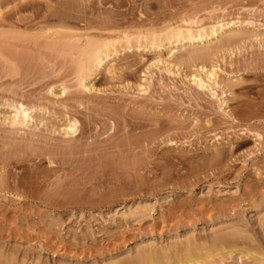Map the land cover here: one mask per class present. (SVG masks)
Instances as JSON below:
<instances>
[{
  "label": "rangeland",
  "instance_id": "1",
  "mask_svg": "<svg viewBox=\"0 0 264 264\" xmlns=\"http://www.w3.org/2000/svg\"><path fill=\"white\" fill-rule=\"evenodd\" d=\"M0 3V262L264 264V0Z\"/></svg>",
  "mask_w": 264,
  "mask_h": 264
},
{
  "label": "bare ground",
  "instance_id": "2",
  "mask_svg": "<svg viewBox=\"0 0 264 264\" xmlns=\"http://www.w3.org/2000/svg\"><path fill=\"white\" fill-rule=\"evenodd\" d=\"M1 4V3H0ZM23 4V3H22ZM106 25V24H105ZM175 27V26H174ZM177 27V26H176ZM218 27V26H217ZM221 27H223V26H221ZM242 28V27H241ZM169 29V28H168ZM172 29H174V28H172ZM217 29V28H216ZM216 29H214L215 31H214V33H216L218 30H216ZM222 29V28H221ZM231 29V28H230ZM252 29H254V28H252ZM171 30V29H170ZM198 30V29H197ZM201 30H203V29H201ZM201 30L198 32V35L195 33V35H194V33H192L193 31L190 29V28H188V27H184V28H181V26H180V28H177V30H173V31H168V34L169 33H171V35H167V34H165L164 32V35H167L168 36V41H169V39H170V36H172L173 35V38L172 39H175V38H177L176 40L179 42V43H181L182 41L179 39L181 36H182V40H186V42H187V40H189V41H192V40H195V39H197V38H203V35H202V33H201ZM212 30V29H211ZM227 30V29H226ZM192 31V32H191ZM230 31H232V30H230ZM229 31V32H230ZM244 31V30H243ZM242 31V32H243ZM259 31V30H258ZM262 31V30H261ZM195 32V31H194ZM197 32V31H196ZM211 32V31H210ZM238 32H240V31H238ZM237 32V33H238ZM242 32H240L241 34H242ZM162 33V32H161ZM160 33V34H161ZM162 33V34H163ZM214 33H212V34H214ZM237 33H236V35H237ZM250 33H251V31H250ZM255 33H256V30H255ZM260 33V32H259ZM155 34H156V32H155ZM160 34L158 35V37L160 36ZM204 34V33H203ZM225 34H227V32L225 33ZM234 34V36H236L235 35V32H233L232 34H230V35H233ZM243 34H245L244 32H243ZM246 34H248V33H246ZM258 34V33H257ZM157 35V34H156ZM205 35V34H204ZM229 35V34H228ZM249 36H250V34H248ZM261 36L262 35H264V33L262 34H260ZM129 36V35H128ZM146 36V35H145ZM145 36H142L143 38L145 37ZM166 36V37H167ZM205 36H207V34L205 35ZM233 36V37H234ZM237 36H239V35H237ZM251 36H253V35H251ZM255 36H258V35H255ZM141 36H140V38H142ZM150 37V39H149V41L151 42V43H149L150 45H152V47H153V45H155L156 46V44L158 45V47H159V42L161 41H157L159 38H157V37H154L153 36V34H152V36L150 35V36H148V38ZM164 37V36H163ZM175 37V38H174ZM221 37V36H220ZM230 37H232V36H230ZM229 37V38H230ZM72 38H74V40L73 41H75V43H76V45L75 44H73V45H75V46H78V47H82L81 49H85V48H87V50H86V57H84L85 58V60L83 61H81V73L82 74H84L83 76L85 77V74L86 73H88V72H90V71H92L93 69H94V67H96L97 68V66H100L101 64H103V61L106 59V60H108V58L112 55V53H113V51L115 50V49H110V48H112V47H114V45H115V43H111V42H109V41H107V42H101V43H99L98 41V43H91V42H87V41H84V40H82V41H80L81 40V38L79 37V36H73ZM90 38V37H89ZM137 38H139V36L137 37ZM142 38V39H143ZM148 38H147V40H148ZM157 38V39H156ZM161 38V37H160ZM165 38V37H164ZM228 38V39H229ZM70 39H71V36H70ZM69 39V40H70ZM103 39V38H102ZM145 39V38H144ZM101 40V39H100ZM108 40V39H107ZM129 40V37H128V39H127V41ZM138 40V39H137ZM162 40H164V39H162ZM165 40H167V39H165ZM254 40V39H253ZM72 41V42H73ZM118 41V40H117ZM130 41V40H129ZM143 41V40H142ZM158 43H157V42ZM230 41V40H229ZM94 42V41H93ZM113 42V41H112ZM164 42V41H163ZM176 42V41H175ZM227 42V41H226ZM184 43V42H183ZM228 43V42H227ZM161 45H162V43H160ZM184 44H186V43H184ZM160 45V46H161ZM165 45V44H164ZM163 45V46H164ZM256 45V44H255ZM180 46V45H179ZM84 47V48H83ZM183 47V46H182ZM115 48V47H114ZM113 50V51H112ZM238 50V49H237ZM14 51V50H13ZM85 51V50H84ZM173 51V50H172ZM197 51V50H196ZM203 51H204V49H203ZM202 51V52H203ZM82 52H83V50H82ZM171 52V51H170ZM193 52V51H192ZM198 53V52H196V54H193L194 55V57L196 58V57H199V58H202V59H204V57L206 58V56L207 55H209V52L207 53V52H204V53ZM8 53V52H7ZM194 53V52H193ZM198 53V54H197ZM17 54V53H16ZM192 54V53H191ZM15 58V57H14ZM110 58H112V57H110ZM194 58V59H195ZM189 59V58H188ZM197 59V58H196ZM193 60V59H192ZM95 72V71H94ZM81 73H79V74H81ZM210 74L212 75V74H214V72L212 73V71L210 72ZM87 75V74H86ZM90 75V74H89ZM84 77H81L82 79H81V81L82 80H84L83 78ZM90 77V76H89ZM79 78V77H78ZM87 78V77H86ZM80 81V82H81ZM237 83V82H236ZM82 84H84L85 85V83L83 82ZM87 84V83H86ZM51 88V87H50ZM5 101V100H4ZM11 105V107H12V112L11 113H9L8 115H6V116H4L5 117V120L4 121H7V123H8V125L10 124L11 126H17V127H20V126H22V127H27L28 126V124H29V121H32L33 120V111H31V109L32 108H30L29 106V108L27 107V106H25L24 104H22V103H18V104H10ZM34 107V106H33ZM34 109V108H33ZM35 111V110H34ZM36 112V111H35ZM35 122V121H34ZM4 124V123H3ZM63 130H64V132L67 134V135H69V134H73V133H75V131H76V122L74 121V122H69L64 128H63ZM64 133V134H65ZM65 134V135H66ZM71 138V137H70ZM192 230V229H191ZM220 240V239H219ZM221 241H223V239H221ZM220 242V241H219ZM188 243V242H187ZM182 244V243H181ZM213 244V243H212ZM224 245L225 244H223V247H224ZM171 246V245H170ZM189 246V245H188ZM245 246V245H244ZM153 247V246H152ZM214 247V246H213ZM215 248V247H214ZM238 248V247H237ZM174 249V248H173ZM216 249H219L220 250V248H216ZM242 249V248H241ZM190 249L189 248H187L185 251H186V256L183 258L184 260H181V262L183 261V262H188V263H192V264H194L195 262H197L198 261V259H199V255H198V257H195V255L191 252V251H189ZM236 250V249H235ZM251 250V249H250ZM185 251H183L182 250V252H185ZM209 251V250H208ZM232 251H234V249H232V248H228V249H226L225 250V248H224V250L222 249L221 251H218V253L216 252V254H225V253H232ZM244 251V250H243ZM149 252V251H148ZM146 253V252H145ZM154 253V252H153ZM153 253H152V257H153ZM159 253V252H158ZM161 253V252H160ZM177 253H179V252H177ZM200 253V252H199ZM239 253H241V252H239ZM246 253H249V251H247ZM255 253V252H254ZM181 254V253H180ZM196 254V253H195ZM207 254V253H206ZM250 254H251V252H250ZM264 254V253H263ZM262 254V255H263ZM146 256H148V257H150L149 255H151V254H145ZM164 255V254H163ZM210 255V254H209ZM213 255H214V253H213ZM257 255H259V254H257ZM145 256V257H146ZM174 256V255H173ZM175 256H178V255H176L175 254ZM202 256V255H201ZM211 256V255H210ZM5 257V256H4ZM140 257V256H139ZM144 257V258H145ZM151 257V258H152ZM160 257V256H159ZM205 257V256H204ZM258 257H260V256H258ZM262 257V256H261ZM151 258H149L150 260H151ZM158 257H156V259H157ZM179 258H181L182 259V257H179ZM178 258V259H179ZM207 258V257H206ZM159 259V258H158ZM156 260V263L158 264L159 263V261H164V260H166V262L167 263H169L168 261L170 260L172 263H169V264H181V262L178 260H175L174 261V259H173V257L172 258H170V256H169V254H168V256H163V258L162 257H160V259L159 260ZM163 259V260H162ZM173 259V260H172ZM212 259V258H211ZM168 260V261H167ZM204 260V259H203ZM202 260V261H203ZM139 261V260H138ZM152 261V260H151ZM2 262V261H1ZM0 262V264H3V262L1 263ZM10 262H12V261H10ZM212 262V261H211ZM5 263H6V261H5ZM144 263V262H143ZM161 263V262H160ZM167 263H162V264H167ZM199 263V262H198ZM7 264H8V262H7ZM116 264H117V262H116ZM142 264V263H141Z\"/></svg>",
  "mask_w": 264,
  "mask_h": 264
}]
</instances>
